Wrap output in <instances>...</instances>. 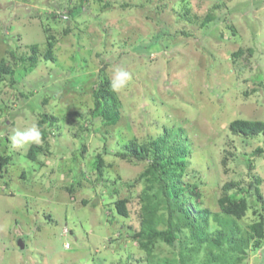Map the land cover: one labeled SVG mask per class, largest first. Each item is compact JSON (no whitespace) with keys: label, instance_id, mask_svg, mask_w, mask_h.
<instances>
[{"label":"rangeland","instance_id":"rangeland-1","mask_svg":"<svg viewBox=\"0 0 264 264\" xmlns=\"http://www.w3.org/2000/svg\"><path fill=\"white\" fill-rule=\"evenodd\" d=\"M2 60L12 71L0 80V264H184L178 242L149 250L138 236L151 155L117 156L167 132L188 151L170 181L193 218L205 215L206 235L220 230L218 200L234 183L251 204L237 219L251 242L236 264H264L252 229L264 221V135L230 130L264 121V0H0ZM116 65L131 78L114 92L111 125L94 118L95 94ZM42 120L33 161V144L14 149L9 136Z\"/></svg>","mask_w":264,"mask_h":264},{"label":"trees","instance_id":"trees-1","mask_svg":"<svg viewBox=\"0 0 264 264\" xmlns=\"http://www.w3.org/2000/svg\"><path fill=\"white\" fill-rule=\"evenodd\" d=\"M212 19L213 17L209 16L206 22ZM50 46H53L52 42ZM46 56L48 59L53 58L51 49L48 50ZM11 71V67L5 60H2L0 80L3 79V76L10 75ZM118 108L116 94L110 87V81H106L95 94L94 118L101 119L103 123L116 125L119 121ZM45 122L42 120L40 123L43 141H46L47 138L46 131L43 129ZM230 130L233 134L243 137L264 135V121L237 119L231 122ZM170 133L167 132L150 143L132 145V153H117V156L123 159L137 161L147 160L150 155L152 157L151 164L141 176L149 183L147 188L149 192L144 195V226L138 233V236L148 240L143 243V247L150 250V245H154L158 241H163L168 245L178 242L182 249L181 257L184 264H191L196 260L201 261V264H236L241 260L240 251H244V248L247 249L251 242L247 233L242 232L238 235L240 227L237 223V219L245 217L250 208L251 204L248 198L232 194L231 191L237 185L232 182L226 183L218 200L224 215H215V220L221 229L214 235H206V229L202 222L205 215L199 214V219L202 221H196L193 218L190 209L186 207V203L182 199L186 188L175 182L180 178V176L175 177V172L184 170L188 151L182 148L183 146L171 145L169 142ZM41 150V145L33 144L29 148L28 158L36 161ZM6 161L4 160V163ZM100 162L102 161L100 160ZM172 175L176 180L171 182ZM193 187L195 188L196 185ZM154 188H157L156 192H153ZM256 203H261L264 208V196L258 194ZM116 207L120 215L129 216L126 199L119 200ZM160 207L165 213L159 214ZM206 212L210 213L209 210ZM160 224L166 227L159 230ZM252 229L256 236L254 245L256 248H260L264 240V221L254 223ZM227 244L231 246L230 257H227L228 255L221 250ZM201 254L202 258H199Z\"/></svg>","mask_w":264,"mask_h":264},{"label":"clouds","instance_id":"clouds-1","mask_svg":"<svg viewBox=\"0 0 264 264\" xmlns=\"http://www.w3.org/2000/svg\"><path fill=\"white\" fill-rule=\"evenodd\" d=\"M131 74L122 66L116 65L113 67L110 77V87L114 92H119L124 89ZM41 131L35 124L25 128H14L9 136L10 147L14 149L26 150L32 144H39L41 141Z\"/></svg>","mask_w":264,"mask_h":264},{"label":"water","instance_id":"water-1","mask_svg":"<svg viewBox=\"0 0 264 264\" xmlns=\"http://www.w3.org/2000/svg\"><path fill=\"white\" fill-rule=\"evenodd\" d=\"M24 247V245H22V248Z\"/></svg>","mask_w":264,"mask_h":264}]
</instances>
